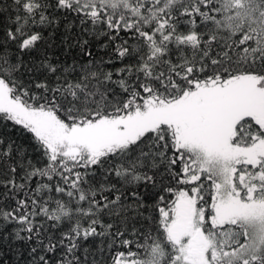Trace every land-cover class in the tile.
Wrapping results in <instances>:
<instances>
[{"label": "snow or ice", "instance_id": "snow-or-ice-1", "mask_svg": "<svg viewBox=\"0 0 264 264\" xmlns=\"http://www.w3.org/2000/svg\"><path fill=\"white\" fill-rule=\"evenodd\" d=\"M0 264H264V0L0 4Z\"/></svg>", "mask_w": 264, "mask_h": 264}, {"label": "trees", "instance_id": "trees-1", "mask_svg": "<svg viewBox=\"0 0 264 264\" xmlns=\"http://www.w3.org/2000/svg\"><path fill=\"white\" fill-rule=\"evenodd\" d=\"M10 0H0V4L8 3Z\"/></svg>", "mask_w": 264, "mask_h": 264}]
</instances>
